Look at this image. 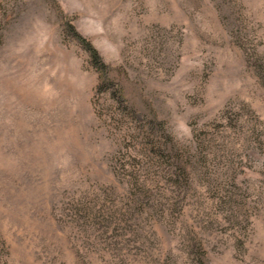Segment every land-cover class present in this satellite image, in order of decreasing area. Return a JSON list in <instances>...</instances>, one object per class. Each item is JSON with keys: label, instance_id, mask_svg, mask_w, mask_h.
I'll use <instances>...</instances> for the list:
<instances>
[{"label": "rangeland", "instance_id": "rangeland-1", "mask_svg": "<svg viewBox=\"0 0 264 264\" xmlns=\"http://www.w3.org/2000/svg\"><path fill=\"white\" fill-rule=\"evenodd\" d=\"M0 264H264V0H0Z\"/></svg>", "mask_w": 264, "mask_h": 264}]
</instances>
